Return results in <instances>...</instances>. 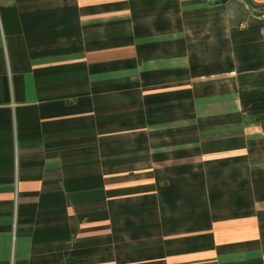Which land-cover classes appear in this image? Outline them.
I'll list each match as a JSON object with an SVG mask.
<instances>
[{"label": "crops", "instance_id": "0c3cea01", "mask_svg": "<svg viewBox=\"0 0 264 264\" xmlns=\"http://www.w3.org/2000/svg\"><path fill=\"white\" fill-rule=\"evenodd\" d=\"M0 264H264V0H0Z\"/></svg>", "mask_w": 264, "mask_h": 264}]
</instances>
